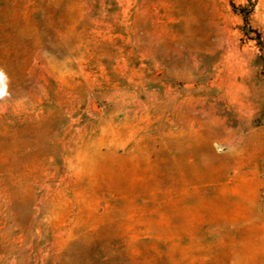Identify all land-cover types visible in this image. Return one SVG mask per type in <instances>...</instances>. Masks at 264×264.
I'll list each match as a JSON object with an SVG mask.
<instances>
[{
  "label": "rangeland",
  "instance_id": "374dc122",
  "mask_svg": "<svg viewBox=\"0 0 264 264\" xmlns=\"http://www.w3.org/2000/svg\"><path fill=\"white\" fill-rule=\"evenodd\" d=\"M0 71V264H264V0H0Z\"/></svg>",
  "mask_w": 264,
  "mask_h": 264
},
{
  "label": "bare ground",
  "instance_id": "6f19581e",
  "mask_svg": "<svg viewBox=\"0 0 264 264\" xmlns=\"http://www.w3.org/2000/svg\"><path fill=\"white\" fill-rule=\"evenodd\" d=\"M160 38H161L160 36H156V37H155V40L158 41V40H160ZM235 77H236V76H235ZM237 80H238V77L235 78V81H237ZM186 89H189V85L186 86ZM121 136H122V135H121ZM135 136H136V135H135V133L133 132V134H131V137L134 138ZM65 233L68 235L67 232H65ZM65 233H61V235H60V236L57 238V240H56V244H57V247H58V248H62V247H63L62 244H63V242H64V240H65V237H64V236L66 235ZM69 234H70V233H69ZM60 264H64V263L60 262Z\"/></svg>",
  "mask_w": 264,
  "mask_h": 264
},
{
  "label": "clouds",
  "instance_id": "9594fccd",
  "mask_svg": "<svg viewBox=\"0 0 264 264\" xmlns=\"http://www.w3.org/2000/svg\"><path fill=\"white\" fill-rule=\"evenodd\" d=\"M5 79V75L2 71H0V81H3Z\"/></svg>",
  "mask_w": 264,
  "mask_h": 264
},
{
  "label": "built area",
  "instance_id": "2783aa9c",
  "mask_svg": "<svg viewBox=\"0 0 264 264\" xmlns=\"http://www.w3.org/2000/svg\"><path fill=\"white\" fill-rule=\"evenodd\" d=\"M262 199H263V201H264V193H263V195H262Z\"/></svg>",
  "mask_w": 264,
  "mask_h": 264
}]
</instances>
